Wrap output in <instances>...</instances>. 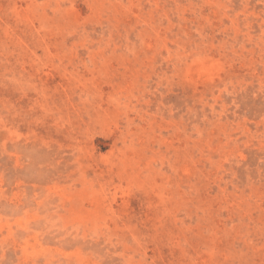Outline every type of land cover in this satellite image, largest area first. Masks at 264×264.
Returning <instances> with one entry per match:
<instances>
[{"label": "rangeland", "instance_id": "obj_1", "mask_svg": "<svg viewBox=\"0 0 264 264\" xmlns=\"http://www.w3.org/2000/svg\"><path fill=\"white\" fill-rule=\"evenodd\" d=\"M0 264H264V0H0Z\"/></svg>", "mask_w": 264, "mask_h": 264}]
</instances>
